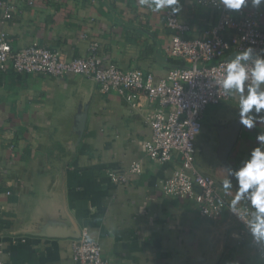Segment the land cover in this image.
Listing matches in <instances>:
<instances>
[{
  "label": "crops",
  "instance_id": "crops-1",
  "mask_svg": "<svg viewBox=\"0 0 264 264\" xmlns=\"http://www.w3.org/2000/svg\"><path fill=\"white\" fill-rule=\"evenodd\" d=\"M10 1L17 12L3 21L0 11V31L8 35L13 49L37 43L70 61L85 57L90 43L96 42L104 63L121 70L152 73L157 81L176 68L177 61L167 53L173 32L165 26V12L149 13L138 0H34L32 6L30 0ZM180 3V22L190 27L185 37L200 38L216 15L201 11L193 0ZM79 84L89 91L92 82L73 75L53 78L0 71L2 264H75L73 239L12 233L26 221L40 172L64 152L56 139V126L68 108L66 91ZM226 103L236 108L234 97ZM153 109L145 99L135 107L114 93L101 94L95 84L84 136L65 169L68 209L81 232L87 231L99 243L110 264H180L179 253L190 246L189 237L208 224L234 221L228 213L216 221L204 219L194 201L161 193V183L179 169L180 158L174 153L162 165L144 158V144L151 135L146 117ZM203 131L196 142L198 157L206 156L202 165L195 157L199 171L210 165L212 136ZM257 132H264V126L241 129L229 163L247 154ZM139 160L142 175L130 174L124 185L114 186L110 176L125 173ZM238 233L239 226L228 231L218 264H264L247 242L237 245Z\"/></svg>",
  "mask_w": 264,
  "mask_h": 264
},
{
  "label": "built area",
  "instance_id": "built-area-1",
  "mask_svg": "<svg viewBox=\"0 0 264 264\" xmlns=\"http://www.w3.org/2000/svg\"><path fill=\"white\" fill-rule=\"evenodd\" d=\"M193 2L201 11L214 13L215 22L203 31L200 38L189 39L185 37L190 30L189 25L180 22L178 15L165 13V26L173 32L167 53L183 66L171 69L157 81L152 73L138 69L121 70L112 63L105 64L96 42L90 43L85 57L65 61L57 52L37 43L13 49L5 31H0V71L11 69L18 74L40 73L53 78L73 75L95 83L101 94L114 93L135 107L141 99H145L154 109L146 117L151 135L144 144V158L158 165L170 161L174 153L180 158L179 169L161 183V193L167 197L194 201L199 215L210 221L219 220L228 213L239 226L237 245L247 242L257 257L264 261V251H256L242 224L228 212L226 204L229 197L195 165L196 142L202 130L204 112L209 106L230 99L221 91L214 94L220 66L239 49L250 45L264 48V8L259 12L244 9L234 13L214 7L213 0ZM33 3L34 0H30L28 5ZM0 11L3 21L11 20L17 12L10 0H0ZM245 36L247 39H243ZM217 41L221 43L217 45ZM3 45H7L6 51ZM143 171V162L139 160L125 173L111 175L110 180L114 186H122L127 182L128 175L140 176ZM221 201L225 202V206L221 205ZM89 240L94 243L89 245ZM72 246L75 264H110L103 258L99 243L91 239L87 231H82Z\"/></svg>",
  "mask_w": 264,
  "mask_h": 264
},
{
  "label": "water",
  "instance_id": "water-1",
  "mask_svg": "<svg viewBox=\"0 0 264 264\" xmlns=\"http://www.w3.org/2000/svg\"><path fill=\"white\" fill-rule=\"evenodd\" d=\"M94 86L92 82L87 91L86 87L79 84L66 91L65 96H68L69 100L65 99L64 102L65 107L68 108L59 120V125L56 126L58 129L56 139L64 152L60 159L53 161L50 166L40 172L35 201L26 213L23 226L19 231L13 232V235L79 239L81 229L67 205L65 169L76 155L77 147L84 136ZM73 96L75 97L72 99ZM230 107L234 109L233 106ZM203 129H205L204 133L212 136V143L209 149L210 165L206 171L200 170V172L220 186L224 178L220 166L228 162L242 127L236 122L234 111H230L219 117L209 127L202 123ZM201 136L202 132L198 138ZM237 226L235 221L216 226L208 224L194 237H189L188 242L191 247L179 253L180 264H218L226 245L228 231Z\"/></svg>",
  "mask_w": 264,
  "mask_h": 264
},
{
  "label": "clouds",
  "instance_id": "clouds-1",
  "mask_svg": "<svg viewBox=\"0 0 264 264\" xmlns=\"http://www.w3.org/2000/svg\"><path fill=\"white\" fill-rule=\"evenodd\" d=\"M138 5L152 14L176 16L182 11L180 0H138ZM213 6L234 13L244 9L259 12L264 0H213ZM220 43L217 41V45ZM3 48L6 51L7 45ZM220 68L214 94L221 91L224 96L235 98L234 115L242 128L264 126V48L250 45L239 49ZM220 168L224 173L220 187L226 196H231L226 204L228 212L242 224L256 251H264V132H257L254 145L245 156L235 163L225 162ZM220 203L225 206L224 201Z\"/></svg>",
  "mask_w": 264,
  "mask_h": 264
},
{
  "label": "rangeland",
  "instance_id": "rangeland-1",
  "mask_svg": "<svg viewBox=\"0 0 264 264\" xmlns=\"http://www.w3.org/2000/svg\"><path fill=\"white\" fill-rule=\"evenodd\" d=\"M225 103V102H224ZM221 103L219 105L216 106H209L206 111L203 114V123L205 124V126L209 127L213 122L217 121V119L221 116H224V114L230 112V111H234V109H232V107H230L228 105V103L224 104ZM198 140V138H197ZM198 150V148H197ZM198 153V151H197ZM196 158H197V162L201 163V165L204 163V160L206 158L205 155H202L201 158L198 157V154H196Z\"/></svg>",
  "mask_w": 264,
  "mask_h": 264
},
{
  "label": "trees",
  "instance_id": "trees-1",
  "mask_svg": "<svg viewBox=\"0 0 264 264\" xmlns=\"http://www.w3.org/2000/svg\"><path fill=\"white\" fill-rule=\"evenodd\" d=\"M183 66L181 63L177 62V65L175 67H181Z\"/></svg>",
  "mask_w": 264,
  "mask_h": 264
}]
</instances>
